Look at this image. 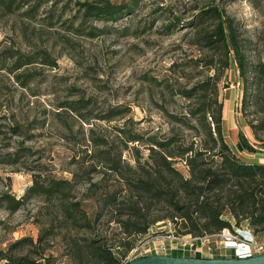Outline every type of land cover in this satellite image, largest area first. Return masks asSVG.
I'll return each mask as SVG.
<instances>
[{"label":"rangeland","instance_id":"obj_1","mask_svg":"<svg viewBox=\"0 0 264 264\" xmlns=\"http://www.w3.org/2000/svg\"><path fill=\"white\" fill-rule=\"evenodd\" d=\"M207 9L233 21L249 67L264 65V0H0V254L74 264L66 238L75 234L62 228L55 204L29 193L35 181L71 183L69 200L82 203L95 221L105 193L130 201L125 207L133 204L131 196H120L130 193L135 172L147 168L151 138L194 140L183 119L197 108L200 85L221 73L220 52L202 49L195 39L196 19ZM202 25L213 31L217 22ZM243 90L231 56L218 84L226 141L242 160L264 163L260 153L236 150L241 133L264 151V126L254 130L264 124V93L249 90L251 102L241 113ZM136 135L140 142L132 141ZM175 167L189 177L184 162ZM107 211L92 232L77 235L104 240L121 254L120 264L169 254L236 259L220 234L183 236L162 204L144 211L145 222L154 223L142 236L124 234ZM256 237L264 242V233ZM24 238L36 247H15ZM183 239L194 244L193 252H170ZM159 247L166 254H153Z\"/></svg>","mask_w":264,"mask_h":264},{"label":"trees","instance_id":"obj_2","mask_svg":"<svg viewBox=\"0 0 264 264\" xmlns=\"http://www.w3.org/2000/svg\"><path fill=\"white\" fill-rule=\"evenodd\" d=\"M98 11L112 12L111 15L115 12L106 9ZM205 20L217 22L213 31L204 29L202 24ZM196 23V43L202 49L219 51L222 58L219 63L221 73L200 85L202 95L197 108L183 119L184 126L193 132L194 140L186 144L177 136L165 141L151 138L149 156L145 162L147 168L139 166L140 171L128 180L130 193H121L120 196L122 199L131 196L133 204L125 207L130 201L120 203L118 193H105L98 201L101 210L96 214V220H100L106 210L110 214L114 213L116 222L129 237L146 234L154 223L145 222L147 215L144 213L151 209L152 204H162L170 211L166 219L179 220L184 228L183 236L202 238L244 225L250 227L255 235L264 233V163H248L230 147L224 134V105L218 95L219 81L229 68L232 56L244 85L241 113H245L253 94L249 90L254 88L264 93V65L249 67L240 35L228 17H223L215 9H207L197 17ZM249 74L253 76L250 83ZM258 99L256 103L261 100ZM261 113H264V107ZM189 119L194 120L195 126L190 125ZM262 126L264 124L254 127V130ZM132 141L137 143L141 139L136 135ZM236 150L239 153L264 155V151H256L241 133ZM181 161L187 167L188 178L175 167ZM111 170L123 176L119 167L114 166ZM100 184L92 185L89 192ZM70 188L71 183L67 181L54 180L47 185L35 181L29 193L42 196L48 203L55 204L53 208L57 210V219L63 224L62 228L74 232V236L66 238V249L72 263L120 264L121 254L104 240L77 235L82 231L92 232L96 220L89 218L82 203L69 200ZM12 202L9 200V203ZM28 246L36 247L33 240L28 238L15 244L21 250ZM39 257L44 258L43 253ZM0 261H5V264H37L27 256L5 253L0 254Z\"/></svg>","mask_w":264,"mask_h":264},{"label":"built area","instance_id":"obj_3","mask_svg":"<svg viewBox=\"0 0 264 264\" xmlns=\"http://www.w3.org/2000/svg\"><path fill=\"white\" fill-rule=\"evenodd\" d=\"M219 234H220L219 236L222 237V239L225 241L224 246H227L226 248L232 250L233 253L235 254V257L238 259L264 255V242L257 241L255 239L256 235L254 234L253 230L246 225L234 228L232 231L230 229H225ZM209 237L210 236H205L200 239L202 240L209 239ZM173 239L178 241L177 238H171L170 242L174 241ZM197 239H194L192 241L194 242ZM182 241H186V242L182 243L180 248H178V246L180 245L178 243L174 245V246L177 245L176 247H170L169 248L170 252L174 250L175 251L179 250L180 252L188 251L192 253L193 252L192 248L194 244H189L187 239H183ZM152 250H153L152 251L153 254L159 255L162 253L166 254L168 249L165 247H159V249L154 248ZM194 253L202 254V247L200 248V250L199 248L196 247ZM159 256H171V254L159 255ZM189 257L195 258L196 256H189Z\"/></svg>","mask_w":264,"mask_h":264},{"label":"water","instance_id":"obj_4","mask_svg":"<svg viewBox=\"0 0 264 264\" xmlns=\"http://www.w3.org/2000/svg\"><path fill=\"white\" fill-rule=\"evenodd\" d=\"M127 264H264V255L243 259H199L172 256H149L134 259Z\"/></svg>","mask_w":264,"mask_h":264},{"label":"crops","instance_id":"obj_5","mask_svg":"<svg viewBox=\"0 0 264 264\" xmlns=\"http://www.w3.org/2000/svg\"><path fill=\"white\" fill-rule=\"evenodd\" d=\"M237 145V143L235 144V146ZM169 240V239H168ZM172 257H186V256H172Z\"/></svg>","mask_w":264,"mask_h":264}]
</instances>
